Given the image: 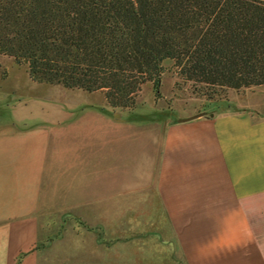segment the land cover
<instances>
[{"label":"crops","instance_id":"obj_1","mask_svg":"<svg viewBox=\"0 0 264 264\" xmlns=\"http://www.w3.org/2000/svg\"><path fill=\"white\" fill-rule=\"evenodd\" d=\"M67 108L0 139V264H264V101Z\"/></svg>","mask_w":264,"mask_h":264},{"label":"trees","instance_id":"obj_2","mask_svg":"<svg viewBox=\"0 0 264 264\" xmlns=\"http://www.w3.org/2000/svg\"><path fill=\"white\" fill-rule=\"evenodd\" d=\"M0 55L114 109H134L146 82L159 97L166 62L212 99L264 85V1L0 0Z\"/></svg>","mask_w":264,"mask_h":264},{"label":"rangeland","instance_id":"obj_3","mask_svg":"<svg viewBox=\"0 0 264 264\" xmlns=\"http://www.w3.org/2000/svg\"><path fill=\"white\" fill-rule=\"evenodd\" d=\"M165 66L167 69L159 85L160 96H155L151 82H146L137 96V106L151 108L152 114L173 120L199 111L209 114L219 107L226 109L264 101V85L224 89L208 99L202 93L207 91L205 85L180 79L171 68V62H166ZM254 88H257L255 93H244ZM86 100L106 104L101 91L87 92L32 81L25 64H17L12 57L0 55V139L14 143V138L22 134L41 138L50 125L54 127V123L63 120L62 111Z\"/></svg>","mask_w":264,"mask_h":264}]
</instances>
